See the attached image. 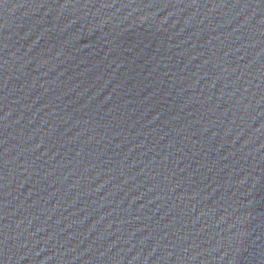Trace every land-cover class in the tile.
<instances>
[{
    "label": "water",
    "instance_id": "95a60500",
    "mask_svg": "<svg viewBox=\"0 0 264 264\" xmlns=\"http://www.w3.org/2000/svg\"><path fill=\"white\" fill-rule=\"evenodd\" d=\"M0 264H264V0H0Z\"/></svg>",
    "mask_w": 264,
    "mask_h": 264
}]
</instances>
